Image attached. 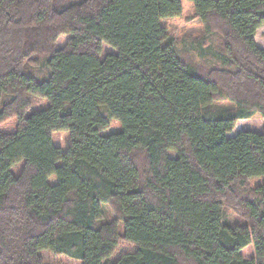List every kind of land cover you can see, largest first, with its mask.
<instances>
[{
    "label": "trees",
    "instance_id": "1",
    "mask_svg": "<svg viewBox=\"0 0 264 264\" xmlns=\"http://www.w3.org/2000/svg\"><path fill=\"white\" fill-rule=\"evenodd\" d=\"M188 1L223 34L207 71L162 24L180 0H0V264H264V131L230 136L264 119V0Z\"/></svg>",
    "mask_w": 264,
    "mask_h": 264
},
{
    "label": "rangeland",
    "instance_id": "2",
    "mask_svg": "<svg viewBox=\"0 0 264 264\" xmlns=\"http://www.w3.org/2000/svg\"><path fill=\"white\" fill-rule=\"evenodd\" d=\"M180 1L183 7L181 16L164 20L162 22L163 26L175 40L178 50L181 52V55L188 60V62L201 67V70L203 71H207L212 67H218L221 62L220 55L217 50L218 48H222V46H224V41L222 39L223 34L216 29L213 32L208 33L205 25L196 15L193 4L188 0ZM70 38L71 37L67 35L61 36L56 43V48H64ZM256 43L260 48L264 49V27L257 31ZM111 54H116V51L110 46L104 44L102 47L101 60ZM31 101L32 107L29 110L28 115H31L36 111L46 109L49 105L47 100L39 97L31 96ZM233 108L234 105L228 98H226L225 93H223V95L217 96L216 101L211 106L209 115L211 117H216L219 113ZM241 131L262 133L264 131L263 117L259 113H256L248 120L239 121L230 136H234ZM169 156L175 159L177 154L175 152H170ZM132 158L133 162L140 167L143 178L146 177L148 173V166L144 152L137 151L134 153ZM21 170L22 164L15 166V175H18ZM262 182L263 180L260 179L252 180L249 182L247 188L248 190H254ZM111 210L112 209L108 210L109 217H112ZM223 218L228 224L243 223L241 216L228 208L223 210ZM133 251H135V246L122 240L119 243L117 251L110 258V260L116 261L122 254L131 253ZM40 255L45 264H80L69 257L55 256L50 252H42Z\"/></svg>",
    "mask_w": 264,
    "mask_h": 264
}]
</instances>
